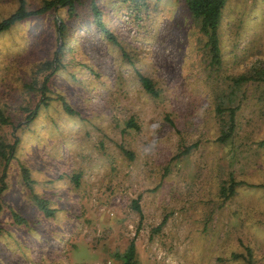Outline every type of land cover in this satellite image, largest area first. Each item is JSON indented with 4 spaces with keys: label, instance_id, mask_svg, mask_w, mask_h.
Masks as SVG:
<instances>
[{
    "label": "rangeland",
    "instance_id": "374dc122",
    "mask_svg": "<svg viewBox=\"0 0 264 264\" xmlns=\"http://www.w3.org/2000/svg\"><path fill=\"white\" fill-rule=\"evenodd\" d=\"M95 1L118 45L89 0L0 32V141L13 144L0 157V264H117L131 238L138 264H264V79L231 83L264 62V0H225L218 65L184 0ZM17 4L0 0V18ZM59 43L56 67L42 70ZM218 101L236 106L224 142ZM229 178L243 183L223 200Z\"/></svg>",
    "mask_w": 264,
    "mask_h": 264
},
{
    "label": "trees",
    "instance_id": "16d2710c",
    "mask_svg": "<svg viewBox=\"0 0 264 264\" xmlns=\"http://www.w3.org/2000/svg\"><path fill=\"white\" fill-rule=\"evenodd\" d=\"M18 4L16 8L11 11L8 15L0 18V32L7 29L11 24H13L16 21H19L27 16H33V15H39L44 12H46L49 9L56 8V7H64L68 14H72L75 10V7L77 4L81 2V0H41L40 4L36 6L35 8H26L24 4V0H17ZM134 5H138L139 0H131ZM184 3L186 5L187 10L189 11L191 17L196 21L198 31L203 35L204 37V46L207 49L208 55H209V63L210 65H218L221 60L220 55V49L218 44V35H217V26L219 23L220 15L222 7L225 3V0H184ZM88 6L92 12L93 21L95 22L98 29L105 35V37L118 45L115 37L112 35V33L104 26L103 22L101 21L100 17V10L96 4L95 0H89ZM56 31L57 36L61 37L64 29V23L60 19H56ZM61 49V43H59V46L55 48L54 55L51 60L43 61L40 65V68L42 70L45 69H52L53 67H56V61L58 57V53ZM124 54V52H123ZM137 76L139 79V82L141 83L142 87L149 92L152 95L157 94V90L153 86L152 80L145 75L140 74L137 72ZM264 79V62L260 65V67H257L252 70L250 74H240L237 76H234L231 78V83L234 86H239L243 84L246 81H252V80H259ZM46 80L47 75L45 74L41 80L40 87L43 89L41 90V93L46 91ZM44 98V97H41ZM44 100V99H42ZM64 109L72 113L73 110H71L70 107H68L65 103H62ZM236 109V106H230V107H224L220 101H218L215 105L214 111L219 118H223L224 115L227 116L226 120L222 119V126L219 130L218 135L216 136V140L220 142L226 141L232 134L235 123H234V111ZM35 114V110L29 111L25 115V122H28L31 120L32 116ZM7 117L3 114V112L0 109V123H6ZM125 125L127 127H136L135 123L132 121V119H127L125 122ZM264 142V139L262 140V143ZM13 143H16V138H14ZM194 146V144L185 145L180 149L177 153H175L172 157L176 158L179 155L187 153V151ZM11 150H13V144L9 145L7 143H4L0 141V157H2L5 161L6 154H8ZM22 178L27 182L28 179V171L25 167L20 168ZM5 175V171L3 169L2 174L0 175L1 179ZM243 183V181H236L232 178H229L227 182H223L219 185L218 188V194L221 197V199L225 200L227 199L231 194L234 193V188L240 184ZM28 184V183H27ZM2 188V185L0 186V189ZM35 203L37 204L38 208L45 214L50 215L52 212L51 208H48L46 205V201L44 198L41 197H35L34 198ZM132 206L139 211L138 204L136 200L132 201ZM15 220L23 221V218L18 216L16 213H13V216ZM248 252V251H247ZM236 256V254H233ZM113 258L115 260H119L117 264H138V261L136 259L135 255V245H134V239L131 238L128 240L122 251H115L112 254Z\"/></svg>",
    "mask_w": 264,
    "mask_h": 264
},
{
    "label": "built area",
    "instance_id": "2783aa9c",
    "mask_svg": "<svg viewBox=\"0 0 264 264\" xmlns=\"http://www.w3.org/2000/svg\"><path fill=\"white\" fill-rule=\"evenodd\" d=\"M158 255L160 256V255H161V253L159 252V253H158Z\"/></svg>",
    "mask_w": 264,
    "mask_h": 264
}]
</instances>
